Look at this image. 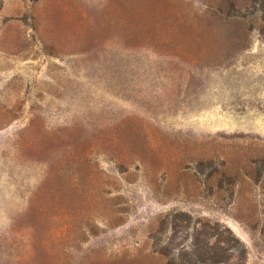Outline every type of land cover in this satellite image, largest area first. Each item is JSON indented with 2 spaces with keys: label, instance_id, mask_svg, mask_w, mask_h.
Returning <instances> with one entry per match:
<instances>
[{
  "label": "rangeland",
  "instance_id": "374dc122",
  "mask_svg": "<svg viewBox=\"0 0 264 264\" xmlns=\"http://www.w3.org/2000/svg\"><path fill=\"white\" fill-rule=\"evenodd\" d=\"M0 264H264V0H0Z\"/></svg>",
  "mask_w": 264,
  "mask_h": 264
}]
</instances>
